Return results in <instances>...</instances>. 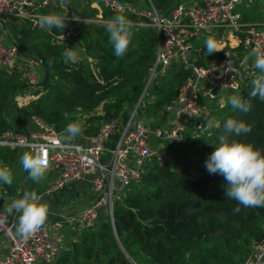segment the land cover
<instances>
[{
  "label": "trees",
  "instance_id": "obj_1",
  "mask_svg": "<svg viewBox=\"0 0 264 264\" xmlns=\"http://www.w3.org/2000/svg\"><path fill=\"white\" fill-rule=\"evenodd\" d=\"M181 1L185 0H150L157 11L164 13ZM84 4L86 7L89 0ZM70 5L76 14L96 13V9H76L72 2ZM102 9L103 16L115 17ZM123 16L132 19L130 15ZM72 27L73 41L60 43H53L51 35L42 29H20L21 37L30 40L31 52L21 49L41 61L46 76L42 91L35 92L26 105L17 108L18 115L21 111L26 116H35L56 130L75 121L76 111L95 112L100 121L127 119L154 60L155 30L132 26L128 50L117 58L106 25L89 27L74 23ZM75 43L91 57L87 63H64V51ZM206 51L203 49L201 57L193 62L203 65ZM171 67L176 69L166 72L170 76L163 85L164 96L137 107V114L157 115L174 101L176 88L190 75V69ZM257 75L258 70L252 78L245 79L236 94L250 105L248 112L225 103L214 106L209 118L214 123L206 134L192 144L167 146L173 151L170 159L162 165L150 166L130 184L132 188L128 187L122 200L113 207V227L101 215L94 227L76 230L69 245L59 250L51 264H241L251 245L264 236V207H244L227 198L226 180L220 174H210L205 161L222 135L229 141L250 143L264 153V102L250 96ZM14 78L0 71L1 130L10 127L4 115L6 104L13 103L15 90L23 86ZM229 118L250 125L251 131L240 135L227 133L224 124ZM13 154V149H0V159L11 158ZM235 207L241 209L238 214L233 212Z\"/></svg>",
  "mask_w": 264,
  "mask_h": 264
},
{
  "label": "built area",
  "instance_id": "obj_2",
  "mask_svg": "<svg viewBox=\"0 0 264 264\" xmlns=\"http://www.w3.org/2000/svg\"><path fill=\"white\" fill-rule=\"evenodd\" d=\"M79 1L85 3L87 0ZM238 2L240 0H185L164 13L157 11L150 0L147 7L132 0H89L90 6L104 8L115 16H132L129 20L133 27L155 30L157 45L149 75L161 77L173 65L190 69V75L176 88L174 101L164 107L169 120L158 125L134 120L139 107L136 102L125 120L115 117L96 125L81 121L70 123L78 124L81 132L68 139L65 132L68 125L56 130L30 115L36 130L0 129V148H18L31 154L45 152L46 171L55 174L46 193L86 181L93 197L71 220L80 229H90L101 215H105L113 227V207L122 200L129 185L150 166L167 162L165 147H181L206 134L213 107L239 93L245 79L255 74L253 53L264 52V29L241 19L234 11ZM71 7L70 0H0L1 34L8 39L0 38V71L18 75L25 86L41 88V61L19 47L6 24L14 30L19 27L41 29L38 26L40 16L64 15L65 28L48 32L52 41L60 43L73 41L74 23L107 25L112 19L99 11L92 16L76 14ZM210 37L217 42L220 55L204 59L203 65L195 64L193 61L201 57L203 51L201 41ZM234 49L238 50V56L234 55ZM248 54L250 59H246ZM148 85L149 79L144 83L145 87ZM71 220L66 221L67 224H71ZM57 227H61L59 222L45 225L24 240L14 233L8 214L0 209V234L6 241L0 264H51L61 249L55 238ZM241 264H264V236L251 245Z\"/></svg>",
  "mask_w": 264,
  "mask_h": 264
},
{
  "label": "clouds",
  "instance_id": "obj_3",
  "mask_svg": "<svg viewBox=\"0 0 264 264\" xmlns=\"http://www.w3.org/2000/svg\"><path fill=\"white\" fill-rule=\"evenodd\" d=\"M77 19V17H73ZM38 26L47 32L54 29H63L66 26V16L58 13H48L39 17ZM132 21L123 15H116L106 25L109 43L113 47L114 55L122 58L128 50L132 39ZM207 54L220 51L217 42L213 38L205 41ZM254 68L259 75L252 81L250 91L251 97H258L264 102V52H255ZM76 55L72 48L63 53L64 63L75 60ZM247 59V57H246ZM222 103L230 104L232 108L242 112H248L250 105L239 95H230ZM214 121H208L212 127ZM219 127V124H216ZM227 133H247L251 126L243 121L229 118L224 124ZM65 132L68 139H73L80 134L81 128L78 124H69ZM198 138V137H196ZM20 163L28 173L30 179L38 181L47 169L46 153L41 151L35 154L24 153L20 157ZM205 166L210 174H220L226 180L225 195L229 199L238 202L244 207H264V153L250 143L229 141L227 136H220L219 143L215 150L205 161ZM13 181L12 171L7 167H0V182L11 185ZM19 213L18 223L15 226V233L20 238L27 240L46 225L49 206L46 203L38 202L36 196L25 192L20 199L13 200L8 211ZM240 207L233 209L234 214L240 212Z\"/></svg>",
  "mask_w": 264,
  "mask_h": 264
},
{
  "label": "crops",
  "instance_id": "obj_4",
  "mask_svg": "<svg viewBox=\"0 0 264 264\" xmlns=\"http://www.w3.org/2000/svg\"><path fill=\"white\" fill-rule=\"evenodd\" d=\"M132 1L136 2V0H132ZM70 2H73L74 4H76L74 0H70ZM247 4H248V2H247ZM248 22H250V21H248ZM21 28L22 27H19V28H16L15 30L11 28L12 37H14L16 39V41L18 42V44L21 47L28 46L27 42H25V40L21 37V34H20ZM0 38H1V36H0ZM206 39L207 38H204L201 41V46H202V49H204V50H206V46H205ZM230 45H233V44L230 43ZM23 48H25V47H23ZM25 49H28V48H25ZM215 53L216 52H213L211 54H207V56H208V57L206 56L207 59L214 58ZM27 96H30V95H27ZM6 106H7V108H6L4 115H5L7 123H9V126H10L9 128H12L15 131H21L25 128L30 130V131L36 130V126L32 123L31 119L29 118L30 116L22 117V116L18 115V113L15 110L14 111L11 110V104L10 103L9 104L7 103ZM24 119H26V120L28 119L29 121L27 120L28 122L25 123V122H23ZM191 143H189V144H191ZM1 148L13 149V151H14V154L12 157L15 158L14 159L15 161L10 162L9 167H8L12 171V174H13L12 184L9 186V185H6V184H3L2 182H0V209L5 211L8 214L14 233H15V226L18 223L19 213H16L15 211H13V214H11L12 211H8L12 201L16 200V199H20L25 192L37 195L35 193L38 190H40V186H42V184H45V186H44L45 188H43V190H41L39 195H41V196L45 195L49 199V200H45V202H41V203H46L49 206V215H48L46 225L52 224V223H57V222H59L61 224L60 228L57 227V230L55 232V238L59 242V244L61 245V248H63L64 246H66L67 241L69 242L70 240L73 239L74 235H76V230L80 229L77 226L76 222L74 220H71V219H74L75 216L77 215V213L79 211H81L86 206V204L91 200V198L93 197L89 184L86 181L74 183V184H70V185L65 186L63 189H61L58 192L46 193V190H47L48 185H49V180H47V182L45 181V183L39 184L38 183L39 180L34 181V180L30 179L29 176H27V173L24 170L23 165L20 163V157L24 153H28V152L24 151L22 149H18V148H7V147H1ZM12 157L6 158V159H0V167L6 166L5 164H3L2 161L11 160ZM21 167L23 170L21 169ZM45 172H50V171H45ZM50 181H52V180H50ZM38 187H39V189H38ZM66 187L73 188V190L70 193H77L78 192V194L80 196H82L78 208L72 209L69 212L67 210L70 207V204L65 201V203H66L65 205L68 206L66 208H65V206H63L64 204H62L63 203L62 199H65V197L63 196V193H66V190H65ZM67 196H66V198H67ZM40 198L41 197H39L37 199L38 202H40ZM68 220H71V224L77 226L76 227L77 229L75 231H72V233H69V234L67 232H65V230L66 231L68 230V227L71 228V224H67V222H66ZM5 251H6V241H5L4 236L0 234V258L2 256H4Z\"/></svg>",
  "mask_w": 264,
  "mask_h": 264
},
{
  "label": "rangeland",
  "instance_id": "obj_5",
  "mask_svg": "<svg viewBox=\"0 0 264 264\" xmlns=\"http://www.w3.org/2000/svg\"><path fill=\"white\" fill-rule=\"evenodd\" d=\"M74 1H75L76 4H74L72 2V5L76 9H82V8H85V9H96V13L98 11L101 14L103 13V9H101V8L98 9V7L95 8L93 6H90L89 4L85 7L84 6L85 4L82 1H79V0H74ZM137 1H138V3L141 6H144V7H147L148 4H149L148 0H137ZM247 2H248V4H247ZM234 11L237 12L240 15L242 20L250 21L251 23L256 24L259 29H261V30L264 29V0H240V2L235 4ZM96 13H94L93 15H95ZM90 27H91V25H90ZM6 28H7L8 32L10 33V35L12 36L11 29H9V26H7V24H6ZM1 31H2V27L0 25V34H1ZM1 38L4 41H8V39H7V37L5 35L1 34ZM25 42H27L28 46H23V45L22 46L25 47V48H28V49H25L23 47H21V48H23L25 51L30 53L31 52V49H30V46H29L30 45V40H28V41L25 40ZM72 50L75 52V55H76V58L73 61H82L84 63L85 62L87 63L90 60V58H91L84 52V49L80 45H77L76 43L72 45ZM233 52H234L235 56L239 55L238 50L234 49ZM219 55H220V52L218 51V52L215 53L214 57H218ZM250 57H251V55L248 54L247 58L250 59ZM174 68L175 67H173V69H172V67H171V69L168 72L171 71V73H172ZM169 76H170V74H166L165 73L161 77H154L152 75H149V71H148V75H147V78H146L145 82L149 79V85L147 87H145L143 93H142V90H141L142 96H141V93L139 95V99H140L139 105H141V107H144L145 103H153L154 100L158 99V97L164 96L165 92L163 90V85H164L165 82H167L166 79ZM14 77H15L14 79H15V81H17V83H22L23 84V86L21 88L15 90L14 96L12 98V102L14 104L10 103L11 104V110H13V111L15 110L17 112V108L21 109L22 106L26 105V103L30 99L33 98L32 95L35 92H37V91H42V88H37L38 86L37 87H32V86H28V85L25 86L24 81L21 79V77H19L18 75H14ZM42 82L43 81H41V84H42ZM143 87H144V85H143ZM158 88H159V90H157ZM153 91H155V92H153ZM30 94H31V96H27V95H30ZM133 110H134V107H133L131 113L133 112ZM90 112L91 113L76 111L73 114L75 116V118H74L75 121L87 122V123H92L93 125H96L100 121L99 120L100 118H98L99 116L95 112L94 113L92 111H90ZM20 116L25 117L26 115L22 114L21 111H20ZM26 117H28V116H26ZM134 117L136 118V120H139L141 122L148 123V124H151V125L152 124L153 125H158V124H161L162 121H164V120H169V116L165 112L164 107H163V109H160V111H159V113L157 115H155L154 112L153 113H148V114H144V113L143 114H141V113L137 114L136 110H135ZM27 120L24 119L23 122L26 123V122L29 121V120L28 121ZM75 121H72V122H75ZM161 142H162L163 145L166 144L165 141H161ZM172 152L173 151L171 150V148L165 147V155L167 156V160L170 159L169 156H170V153H172ZM14 159L15 158L12 157L11 160L2 161V162L7 167H9L10 162L15 161ZM192 163H194V158H192ZM21 169H22V167H21ZM51 173L52 172H45V174L39 179L38 183L39 184L40 183H45V181L47 182V180H49V184H50V182H51L50 180H52L55 177V174L54 173L51 174ZM27 176H28V173H27ZM44 186H45V184H42V186H40V190H38L35 194H37V195L40 194L41 190H43V188H45ZM129 188L131 189L132 185H130ZM38 189H39V187H38ZM65 190H66V193H63V196L65 197V199H62L63 200L62 204H64L63 206H65V208L68 207L67 205H65L66 204L65 201H66V202H68L70 204V207L67 210L68 212L70 210H72V209H77L79 204H80V200H81L82 196H80L78 194V192L77 193H70L73 190V188H71V187H69V188L66 187ZM66 196H67V198H66ZM76 227H77L76 225L71 224V228L68 227V230L67 231L65 230V232H67L68 234L72 233V231H75L77 229ZM70 241L69 242L67 241L66 245H69Z\"/></svg>",
  "mask_w": 264,
  "mask_h": 264
},
{
  "label": "water",
  "instance_id": "obj_6",
  "mask_svg": "<svg viewBox=\"0 0 264 264\" xmlns=\"http://www.w3.org/2000/svg\"><path fill=\"white\" fill-rule=\"evenodd\" d=\"M90 27V26H89ZM53 43H59L58 41H52ZM42 70H43V79H42V81L45 79V76H46V70H45V67L42 65ZM239 70H240V68H239ZM242 72H241V76H242ZM192 77H193V74L191 75ZM144 89H145V86L143 87V89H142V93H143V91H144ZM142 93H141V96H142ZM139 101H140V99L138 98V100H137V103H139ZM139 107H141V105H139ZM142 108V107H141ZM45 200H49L48 199V197H46L45 195H42L41 196V198H40V202H45ZM14 211V210H13ZM13 211H12V213L11 214H13ZM3 258V256L0 258V259H2Z\"/></svg>",
  "mask_w": 264,
  "mask_h": 264
}]
</instances>
